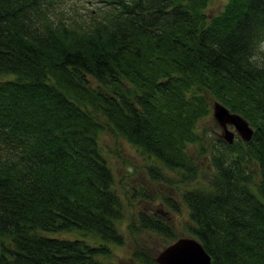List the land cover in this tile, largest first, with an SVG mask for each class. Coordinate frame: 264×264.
Returning a JSON list of instances; mask_svg holds the SVG:
<instances>
[{
    "label": "trees",
    "instance_id": "obj_1",
    "mask_svg": "<svg viewBox=\"0 0 264 264\" xmlns=\"http://www.w3.org/2000/svg\"><path fill=\"white\" fill-rule=\"evenodd\" d=\"M100 1L88 19L0 0V264H107L123 203L100 133L195 176L216 100L254 133L219 138L208 183L183 191L191 236L213 264H264V0Z\"/></svg>",
    "mask_w": 264,
    "mask_h": 264
},
{
    "label": "rangeland",
    "instance_id": "obj_2",
    "mask_svg": "<svg viewBox=\"0 0 264 264\" xmlns=\"http://www.w3.org/2000/svg\"><path fill=\"white\" fill-rule=\"evenodd\" d=\"M74 1L77 9L74 11L71 3L66 5V16L79 13L89 19L95 14L91 9L101 3L100 0ZM226 1L212 0L207 11L217 12ZM92 83L96 84L95 81ZM217 123L213 112L204 116L197 127L204 137L202 145L190 143L187 146L198 166L195 176L183 169L167 168L159 160L146 157L109 125L100 133V145L114 171L115 188L123 203L122 217L117 220L123 242L109 243L110 253L103 257L107 264H155L154 258L173 240L164 231L151 226L157 220L169 224L178 236L192 235L189 225L193 222L183 191L194 185H206L215 172L213 154H220V149H225L219 142ZM58 235L77 237L74 232Z\"/></svg>",
    "mask_w": 264,
    "mask_h": 264
},
{
    "label": "water",
    "instance_id": "obj_3",
    "mask_svg": "<svg viewBox=\"0 0 264 264\" xmlns=\"http://www.w3.org/2000/svg\"><path fill=\"white\" fill-rule=\"evenodd\" d=\"M212 112L222 127L220 135L227 142H234L237 135L245 141L252 138L254 127L242 114L232 111L219 100L214 101ZM155 259L161 264H213L212 256L203 243L191 235L180 236L166 245Z\"/></svg>",
    "mask_w": 264,
    "mask_h": 264
},
{
    "label": "flooded vegetation",
    "instance_id": "obj_4",
    "mask_svg": "<svg viewBox=\"0 0 264 264\" xmlns=\"http://www.w3.org/2000/svg\"><path fill=\"white\" fill-rule=\"evenodd\" d=\"M217 124H218V127H219V131H218V134H219V136H218V137H219L220 139H223V138L221 137V135H220V134H221V132H222V127L220 126V124H219V123H217ZM230 127L232 128L233 126H232V125H230ZM223 140H224V139H223Z\"/></svg>",
    "mask_w": 264,
    "mask_h": 264
}]
</instances>
